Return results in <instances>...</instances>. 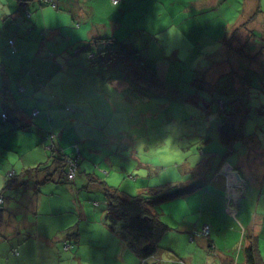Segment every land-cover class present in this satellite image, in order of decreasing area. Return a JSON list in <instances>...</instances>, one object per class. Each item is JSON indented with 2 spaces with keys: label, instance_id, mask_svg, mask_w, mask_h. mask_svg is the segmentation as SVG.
<instances>
[{
  "label": "rangeland",
  "instance_id": "1",
  "mask_svg": "<svg viewBox=\"0 0 264 264\" xmlns=\"http://www.w3.org/2000/svg\"><path fill=\"white\" fill-rule=\"evenodd\" d=\"M32 1L36 10L48 6L55 8L44 0ZM110 2L58 0V8H55L60 10L58 15L48 17L44 23L39 19L40 23L35 24L38 29L34 30L26 28L24 22V25L18 22L16 28L12 23H0V39L7 40V33L15 38L12 45L0 40V61L6 67L4 73L15 84L13 90L15 87L19 90L18 86L22 85L24 90L18 93L29 95L30 82L37 86L44 83L49 88L52 83L62 85L65 82L64 94H47L46 103H52V111L46 108L40 115H32L30 129L20 128L10 119L3 121L0 114V192L9 172L20 176L24 169L48 159L52 143L45 137L50 132L56 135L55 147L71 155L79 147L80 162L87 171L98 170L105 185L116 186L127 194L189 185L192 180L201 178L207 183L208 189L204 191L214 193V187H218L214 178L222 174L219 165L225 160L232 164L231 152H226L219 140L217 127L225 110H220L215 93L225 81L240 83V78L251 91L243 102L247 108L243 131L249 136L246 149H253L256 158L258 143L264 144V46L258 48V51L263 48L258 54V70L249 68L251 62L240 59V49L231 43L229 31L221 30L217 25L224 18L230 20L228 16L233 14L230 10L236 12V16L238 13L245 16L249 8H244V0L219 2L221 6L216 10L220 17H214V28L204 26L202 36L196 40L187 41L176 29L178 34L173 32L166 41L162 38L167 58L158 61L147 60L144 51L139 54V49L132 50L131 45H145L148 38L149 32L140 33L137 26L165 25L166 6L165 9L158 8L161 15L155 20L157 8L150 0L136 1L137 7L147 13L143 18L131 7L122 8L120 2L114 5ZM260 6L264 11V0ZM199 19L203 23L202 16ZM9 21L12 19L8 16ZM4 25L8 27L3 29ZM253 33V40L261 42L255 37L258 32ZM24 35L26 40L22 38ZM46 36H51L52 42L43 47L41 42ZM256 45L249 43L244 51L251 57L257 50ZM173 48L178 49V56ZM139 59L142 65L138 63ZM242 64L249 69L244 78L240 76L241 70L246 69ZM152 68L163 75L158 81L166 86L153 83ZM166 70H173L174 77H168L170 73H167L164 79ZM215 74L220 75L219 79L215 80ZM3 78L0 74V112L13 106L6 99L10 94H6L8 89L2 84ZM24 105L27 107L26 102ZM240 144L236 141L233 151ZM95 163L100 166H93ZM200 172L201 176L198 175ZM229 175L230 178L233 176L231 172ZM88 176L77 175L71 182L58 177L37 183L30 179L24 181V189L9 186L3 189L5 203L12 207L6 212L27 223L19 230L23 231L24 238L19 239L13 234L0 241V264H43V257L49 252L39 243V231L61 238L59 251L49 255L48 264H114L113 260L119 259V254L114 252L115 245L121 239L107 227L106 204L99 201L104 199L101 186L89 183ZM255 183L248 186V190H252ZM259 192L257 190V194ZM182 196L184 194L156 203L154 212L169 222L173 217L185 215L188 204L182 202ZM251 198L253 203L246 198L247 205L242 203V208L254 215L259 212L256 210L258 197L251 195ZM259 201L261 209L264 191ZM23 202L32 207L23 210ZM233 207L238 209L237 203H233ZM238 212L240 219V210ZM219 217L220 223L225 221L223 216ZM238 222L228 223L227 227L244 236L239 242L240 247L234 243L230 249L222 246L221 250H228L236 264H242L247 262L244 243L249 235L248 232L241 234L242 227ZM259 223H255L256 227ZM261 233L260 251L256 250L254 255L258 264H264V228ZM63 239L72 243V247L65 250ZM189 241V236L182 235L178 241L175 233L164 232L158 240L157 251L159 256L162 250L164 258L155 263L174 264L171 253L174 250L170 245L181 250V244L187 246ZM25 242L22 253L17 255L14 249H20ZM77 256H81V263ZM178 261L188 264L184 260Z\"/></svg>",
  "mask_w": 264,
  "mask_h": 264
},
{
  "label": "crops",
  "instance_id": "2",
  "mask_svg": "<svg viewBox=\"0 0 264 264\" xmlns=\"http://www.w3.org/2000/svg\"><path fill=\"white\" fill-rule=\"evenodd\" d=\"M130 1L132 4H130ZM137 0H119L120 5L122 8L125 7H131L138 12H140V15L142 14L143 17H147V13L145 11H142L137 7L136 5ZM153 1V2H152ZM47 2V1H46ZM150 2L153 4V7H156V11L154 12L155 20L160 18V12L158 8L165 9L164 6H166V11L168 12L167 22L164 26L159 27L157 24L156 26L149 27V26H140L139 23H137L139 26H137V30L140 33H146L148 31V38L145 41V45L143 44H135L134 46L131 45L132 50L138 51L140 54L144 51L147 60H153L156 61L161 60L163 58H167V52L162 46V38H164V41L166 39H169V37L173 36L174 33H179L184 39L187 41L193 39L196 40L197 38L202 36L201 31L204 29V26L209 28H214V17H220V14L216 10L221 4L219 5V2H223L224 0H150ZM53 5V7L58 8V0H51V2H47ZM111 4H115L110 2ZM261 0H244V8H249L248 13L242 15L241 13H238L236 16V12H233L232 15H229L227 19H222V22L220 21L217 25L221 30L224 29V31L228 30V34L230 35V38L232 39L231 43L235 45L236 49H243L239 50L241 53L244 51V48L249 43L257 44V50L254 54L251 55V57L248 59L247 56H250L248 52L244 53L246 54V57L242 56L240 59H246L248 61H251V64L249 65V68H255L258 70V48L262 44V40H264V17L263 15L264 11L261 9ZM52 7H44L42 9L36 10L35 4L32 0H0V23H12L13 28H16L17 23L21 22L23 25H27L26 28L34 30L35 28L38 29V27L35 25L37 23H40L39 19L43 20V23L46 21L48 17H54L58 15L60 10H56ZM259 11V13L257 12ZM178 14V17H177ZM11 17L12 21L7 22V17ZM148 16H151L150 14ZM200 16L203 18V23L200 21ZM264 16V15H263ZM40 17V18H38ZM180 17V18H179ZM244 17V18H242ZM70 18H74L73 15H71ZM176 18H179L176 20ZM202 20V19H201ZM24 22V23H23ZM34 23V24H33ZM29 24H32L31 26ZM205 24V25H204ZM8 26L4 25L3 29H6ZM32 27V28H31ZM246 28V29H245ZM177 32H176V30ZM30 30V31H31ZM245 30V31H244ZM50 32H54V30H49ZM8 32V31H7ZM6 32V33H7ZM43 32V31H41ZM174 32V33H173ZM258 32L255 37L260 41L256 40L254 41V33ZM177 33V34H178ZM8 34L7 40L0 39L4 44L9 43V38L12 37L10 33ZM222 34H224L222 32ZM221 34V35H222ZM169 35V36H168ZM220 35V36H221ZM26 35L22 36L23 39L26 40ZM221 39V37H219ZM15 39V38H14ZM13 39V43H14ZM20 39V38H17ZM16 39V40H17ZM219 39V40H220ZM51 41V36H46L42 39V46H46ZM153 44V45H152ZM149 46H152V48H149ZM8 50V48H7ZM174 52L176 53V56H178V49L173 48ZM254 52V51H253ZM164 54V56H162ZM16 55V54H11ZM143 57L142 55H140ZM152 56V57H151ZM142 59V58H141ZM5 65H2V62L0 61V74L4 77L2 80V84L6 85L7 93L10 94L9 98H6L9 104H12V108H21L26 111L27 113V120L31 121L32 119V112L33 109L36 108L38 110L39 114H36L37 116L40 115V113L44 112L46 108H49V112L52 111V103L47 104L46 100L48 99L47 94H54V93H60L64 94V86L60 84H51L50 88L48 85L40 84L37 86L35 82H30L26 84L28 86L27 91L29 95L25 94H19L18 92H21L24 90L22 85L18 86L19 90H16L17 87H15V90L12 89V86L15 84L11 83V79L8 75L4 73L6 67ZM243 67L247 69V67ZM2 70V71H1ZM246 71V70H245ZM244 70H241L240 75L245 72ZM249 69L245 73H247ZM154 76L153 78L162 77L163 75H160V72L157 70L150 71ZM167 73H170V76L174 77V71L173 70H166V75L163 77L164 79L167 78ZM215 80L219 79L220 75L215 74ZM242 76V75H241ZM254 77L256 76L253 75ZM162 83L161 81H159ZM240 83H237L235 81H225L222 88H224V92H236L235 90L243 89L244 87H248L249 85L245 82H242L241 78L239 80ZM258 82V80H257ZM241 84V85H240ZM261 84V83H260ZM259 85V84H257ZM51 87L53 89H51ZM221 87V86H219ZM234 88V89H230ZM237 88V89H235ZM241 88V89H238ZM56 89V90H55ZM230 89V90H229ZM18 93V97H15V95ZM244 92V91H243ZM249 92V90L247 91ZM43 93L44 95H41ZM242 96L244 101L248 99V95H245V92ZM6 97V96H5ZM3 98V97H2ZM220 97H218L219 99ZM221 99V98H220ZM219 99V101H220ZM63 100V98H62ZM24 102L27 103V107H24ZM32 104V105H31ZM31 105V106H30ZM34 105V106H33ZM33 106V107H32ZM29 108V110L27 109ZM243 108H246V105L244 103ZM247 109V108H246ZM3 113V111L0 112V114ZM29 113V114H28ZM2 117V116H1ZM37 123L40 122L41 116L38 117ZM245 123V121H244ZM245 125V124H244ZM257 127V126H256ZM27 130V129H25ZM243 130L244 127H243ZM245 134V133H243ZM240 145H236V149L231 152L230 158L232 159V164H230L227 160L223 163H221L220 168L221 171L224 169V167H228L229 171L233 175L230 178V175L227 178L226 173L218 174L214 178L218 184V187H214V190L216 192H209L208 190L204 191L206 188L205 181L202 186L197 187L196 189L187 192L184 194V196L181 197L183 203H187L188 206L186 208V214L178 216L176 218L170 219V222L167 218L161 216L160 219L169 227V229L166 232L175 233V237L178 241L182 238V235L189 236L190 244L187 246L185 244L183 245L182 249L179 250V247L172 246L173 250L171 253H173L174 264H180L178 260H184L188 264H236L235 260L232 259V256L228 254V250L222 251V246H225L226 249H230L233 244H236V247H240L241 240H243V237L239 236V231L237 230H230L231 227H227V224L233 225L234 223L240 224L242 227L241 234H245L248 232L249 238L246 243H244L245 248L249 246H255L256 250L260 251L261 246V230L264 228V205L263 208L260 209V199L263 197V191H264V144L263 142L258 143V154L256 155L253 152V149H246V145L244 141H240ZM96 164V163H95ZM88 166V164H85ZM93 166H95L93 164ZM97 166H100L97 164ZM80 171L77 173L80 177L85 175L84 171H87L88 168L85 166L83 167L82 164H80ZM219 168V169H220ZM90 171V170H89ZM234 173L237 174V178L234 179ZM11 174V172H9ZM76 175V176H77ZM198 175H202V172H200ZM75 180V179H74ZM198 179L192 180L196 181ZM256 182V183H255ZM190 183V182H189ZM253 183L256 184L252 190H248V186L253 185ZM90 188V187H89ZM94 188V187H93ZM92 189V188H90ZM208 189V188H206ZM257 190L260 192L257 194ZM251 195L253 197H258V202L256 206V210L259 209V212H256L254 215L249 214L245 209L242 208V203L247 205L246 198H248V201L253 203V199L251 198ZM233 196V203H237L238 209H234L230 212L228 211V200L231 199ZM100 202H104L99 200ZM233 203L231 205L233 206ZM264 204V202H263ZM22 205L25 207L23 210H27L26 208L30 209L32 205H28L27 202H23ZM4 208H12L9 206V203H5L4 201ZM240 210V219L237 217L238 211ZM20 212H23L22 209L19 210ZM219 215L223 216L225 218V221L219 222ZM233 216L235 218H233ZM238 220V221H237ZM226 222V223H224ZM259 223L258 227H256L255 223ZM27 222L23 219L18 220L15 215L12 216V214L9 211H5L4 213V222L1 224L0 230L6 234L7 236H11L13 234L18 235L19 239L24 238L23 230L24 224ZM105 223V222H104ZM204 224L209 225V234L208 236L205 235H199L194 234L193 230H200L202 229ZM243 224V226H242ZM173 229V231H172ZM227 229H229L231 232H229ZM61 240L60 236L57 234H54L53 236H48L42 232L39 231V243H42L44 245V250H47L49 252V255H52L56 252L58 249ZM65 239H63L64 241ZM24 244H21L20 249L17 248L16 252L17 255L22 253L24 249ZM240 244V245H239ZM39 247V244H38ZM37 247V248H38ZM115 251L119 254V259H115L114 264H136V262L139 261V258L137 255H135L134 252H132L121 240L115 245ZM117 250V251H116ZM122 250V251H121ZM131 251V252H130ZM134 253V254H132ZM162 250L159 252L158 260L160 263V260L163 257ZM197 254V259H195V256ZM44 256L43 257V264H48V261L50 257ZM78 255V254H77ZM122 255V257H121ZM79 263H81L82 259L81 256H77ZM138 264V263H137ZM156 264V263H155ZM242 264H246L243 262Z\"/></svg>",
  "mask_w": 264,
  "mask_h": 264
},
{
  "label": "trees",
  "instance_id": "3",
  "mask_svg": "<svg viewBox=\"0 0 264 264\" xmlns=\"http://www.w3.org/2000/svg\"><path fill=\"white\" fill-rule=\"evenodd\" d=\"M44 1L51 2V0ZM118 1L116 3H118ZM257 12L259 13V11ZM8 41L11 45L13 44L12 37H10ZM260 45L264 46V44ZM241 48L240 50H243ZM262 49L263 48L260 47L257 56L259 52L262 51ZM13 50L15 51L14 46ZM241 53L243 57H246L244 51H242ZM247 57L248 59L250 58V56ZM247 62L250 63L251 61L247 60ZM138 63H140L141 65L143 64L141 59L138 60ZM152 70L154 71L153 68L151 69V71ZM245 70L247 71V69ZM245 72L241 74L242 76L240 75L242 78H244L249 73V71L247 73ZM153 76L154 75L150 73V77L152 78L153 83H160L158 80H155ZM161 85L166 86L164 83H161ZM230 89L234 88L230 87ZM248 90V87H244L243 89H241V91L235 90L236 92H224V88L220 87L215 93L220 110H225L223 115H221L217 129L219 140L226 147V152L233 151L232 147L236 141H249V136L243 134V127L247 109L243 108V102H245L243 97L245 96H242L244 92L246 96H249V93L251 91L249 90V92H247ZM218 97L221 98H219L220 101ZM8 109V111L3 112V114L6 115L5 119L2 118L3 121L10 119V121L15 122L14 124L16 126L23 129H30L31 122L26 119L28 116L24 109L16 107ZM36 114H38V110ZM45 139L51 140L52 143V145L50 146V155L48 159L42 163L37 164L36 166H31L24 169L20 176L16 175L15 173H11L6 179V182L0 192V227L4 222V213L6 211V209L4 208V195L2 193V190L5 187H19L20 189L22 187V189H24L26 187L24 184L25 180L27 181L31 179L32 181L37 183L39 181L47 180L51 177H58L59 179L71 182L74 181L77 173L80 171L81 155L79 147L78 149L73 150V153L71 155L65 153L62 149L55 147L56 145L54 141L56 139V135L54 133L48 132ZM74 160L77 164V169L73 178L70 179L67 177L68 170L70 168V161ZM96 166L97 164H95V167ZM84 172L85 174L90 175L88 176L90 181L89 183L95 182L99 184L103 190V201L105 200L104 202L106 204L105 217L107 221V227L116 232L119 235L120 239L124 242V244L132 252H134L135 255H137V257L139 258L138 264H155V261L159 263L158 256H156L158 247H160L158 240L160 236L169 228L160 219V216L156 212H154L153 206L160 201L190 192L197 187L202 186L204 183L201 178L192 182L191 184L188 183L189 185L180 184V186H169L165 189L160 190L148 189L136 194H127L116 186L105 185V179L100 176L98 170L95 169L94 172ZM107 174H109L108 171ZM117 222H119V225L116 226ZM200 230H193V233L203 235ZM208 234L209 230L208 233L205 234V236H208ZM9 237L10 236H7L0 230V241L9 239ZM68 243L69 242L67 240H64L63 248L65 250L69 249L73 245L72 243H69L70 245L65 247ZM246 249V264H258L257 259L254 256L256 248L254 246H248ZM14 252H16V249H14ZM150 260H152L151 263Z\"/></svg>",
  "mask_w": 264,
  "mask_h": 264
},
{
  "label": "built area",
  "instance_id": "4",
  "mask_svg": "<svg viewBox=\"0 0 264 264\" xmlns=\"http://www.w3.org/2000/svg\"><path fill=\"white\" fill-rule=\"evenodd\" d=\"M117 1H118V0H112L113 3H116ZM36 113H37V109H34V110H33V114H36ZM2 118H3V119L6 118V115L3 114V113H2ZM76 169H77V164H76L75 160H74V161H70V168H69V170H68V175H67V177L70 178V179L73 178ZM232 199H233V196L231 197L230 200H232ZM0 200H1V199H0ZM232 210H233V206L231 205V203H229V205H228V211L231 212ZM208 230H209V226H208V224H204L203 227H202V229L200 230V232H201L203 235H205V234L208 233ZM68 245H70V244H69V243L66 244L65 247H67ZM142 264H145V263H142Z\"/></svg>",
  "mask_w": 264,
  "mask_h": 264
},
{
  "label": "bare ground",
  "instance_id": "5",
  "mask_svg": "<svg viewBox=\"0 0 264 264\" xmlns=\"http://www.w3.org/2000/svg\"><path fill=\"white\" fill-rule=\"evenodd\" d=\"M229 168L226 166V167H224V169H222V174L224 175V173H226V175H227V178H228V176H229ZM235 178H237V176L234 174V179Z\"/></svg>",
  "mask_w": 264,
  "mask_h": 264
},
{
  "label": "water",
  "instance_id": "6",
  "mask_svg": "<svg viewBox=\"0 0 264 264\" xmlns=\"http://www.w3.org/2000/svg\"><path fill=\"white\" fill-rule=\"evenodd\" d=\"M235 174V173H234ZM235 175H237V174H235ZM238 176V175H237ZM239 177V176H238Z\"/></svg>",
  "mask_w": 264,
  "mask_h": 264
}]
</instances>
